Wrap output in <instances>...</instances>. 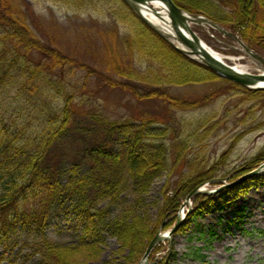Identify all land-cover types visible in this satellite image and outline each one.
Masks as SVG:
<instances>
[{
    "label": "trees",
    "instance_id": "1",
    "mask_svg": "<svg viewBox=\"0 0 264 264\" xmlns=\"http://www.w3.org/2000/svg\"><path fill=\"white\" fill-rule=\"evenodd\" d=\"M48 1L73 12L68 22L77 32L66 28L64 35L44 38L47 25L33 20L31 4L0 0V238L10 224L20 221V209L35 203L31 219L38 223V241L29 244L31 250L22 264L32 259L35 264H75L68 260L75 254L84 255V264H88L101 257L110 237L117 238L121 250L132 248L135 253L130 262L139 264L156 235L167 233L170 222L171 227L176 223L182 198L212 180V170L200 168L205 159L188 157L192 137L207 135H200L203 122L193 121L186 124L189 140L181 137L168 142L167 133L174 137L171 129L154 128L158 123L154 118L111 115L101 91L115 90L140 102L159 100L165 107L185 113L197 107L172 94V88L216 81L214 91L220 96L236 91L246 101H264V90L247 89L221 78L177 51L122 0ZM173 1L232 31L255 51L264 50V13L258 18L264 12V0H236L232 11L211 0ZM95 11L111 23L84 18ZM60 27L56 22L49 24L52 31ZM185 161H189L188 173L183 171ZM164 172L176 179L175 193L180 196H168L175 184L164 190L160 220L152 225L146 222L149 228L136 216L139 199L115 218L106 209H98L106 200L116 202L128 185L140 195L146 193ZM194 200L197 205L201 195ZM210 200L200 202L209 203L195 216L210 208ZM59 210H75L84 217L86 226L78 243L54 242L45 233L44 227ZM242 214V210L236 211L235 218ZM200 234L203 237L205 232ZM137 241L144 245L139 251L134 247ZM155 253L149 264L162 258L160 254L154 257Z\"/></svg>",
    "mask_w": 264,
    "mask_h": 264
},
{
    "label": "rangeland",
    "instance_id": "2",
    "mask_svg": "<svg viewBox=\"0 0 264 264\" xmlns=\"http://www.w3.org/2000/svg\"><path fill=\"white\" fill-rule=\"evenodd\" d=\"M26 1L32 6L33 20L47 25L46 28L42 25L46 29L44 38L51 35H64L66 28H73L77 32L75 25H69L68 18L73 16V12L66 7L48 0ZM211 1L225 11H232L236 3V0ZM103 5L101 1L98 3L100 8ZM262 13L264 12H259V19L262 18ZM84 18L96 20L99 18L101 23H111L110 20L101 19L98 11L92 12V15L86 14ZM52 22L62 27L52 31L49 29V24ZM195 31L208 46L222 54L229 65L242 66L253 74L261 72L259 65L243 51L234 38L219 35L213 32L214 30L202 26L195 27ZM47 33L49 35H46ZM73 38L74 34L71 35L70 46L73 44ZM70 53L73 54V50ZM260 53L264 56L262 47H260ZM215 82L172 88V94L188 99L194 103L193 106L197 107L185 113L169 109L159 103V100L140 102L115 90L110 91L104 88L101 91L111 115L118 114L117 117L127 116L133 119L154 118L158 122L152 125L155 126L154 128L171 129L174 137L167 133L165 138L169 139L168 142L181 137L189 140L187 139L190 138L188 132H191L186 124L193 121L203 122L200 135L203 133L207 136L202 139L192 137L193 142L189 148L191 153L188 157L193 159L198 156L197 158L203 161L205 159L206 163L201 162L200 168L212 170L214 174L211 181L197 188L214 193L197 195H201V200L197 205L194 203L196 196L188 203L189 207L184 209L186 215L184 214L182 218L181 227L174 233L171 242L158 244L152 251V253L157 252L154 257L158 254L162 257L157 264H264V172L237 185L229 186L243 179L249 170L264 163V101L263 98L257 101H246L236 91L220 96L214 91L217 84ZM93 88H96L95 84ZM210 93L211 95H208ZM258 104H262L261 107ZM254 159L256 162L253 165H246ZM188 163L189 161L183 162L184 173L190 171L186 167ZM175 180V178L170 179L167 172H164L147 192L141 195L128 185L116 202L110 203L106 200L98 206V209H106L108 216L115 218L131 207L136 199H139L140 203L135 209L136 216L141 217L140 220L147 226L146 228H149L150 225L146 222L151 221L152 225L160 220L159 204L164 197V190L172 187ZM177 188L178 185L175 184V188L168 193V196L174 194L178 199L180 193H175ZM205 198L211 199L210 208L195 216L196 211L209 203L206 201L200 205ZM181 203L180 210L185 207L186 199L182 198ZM34 205L35 203H30L23 206L20 209L22 215L20 221L10 224L6 229L7 233L0 238V264H22L24 255L31 250L29 244L32 245L34 241H38L36 238L38 223L31 219L33 211L31 209ZM61 210L55 212L50 222L46 224L45 233L54 242L78 243L86 226L84 217L77 214L75 210ZM238 210H242L243 214L236 219L235 213ZM233 221L236 223L230 224ZM177 223L178 221L171 227L173 223L170 222L168 230H172ZM202 231L205 232L203 237L200 234ZM209 231H213L214 235ZM148 232L149 230L146 231L145 237ZM142 245L143 241H137L134 246L136 251L141 250ZM8 247H11V250H8L10 249ZM103 247L104 252L101 257L88 264H132L130 255L134 256L135 251L130 247L121 250V244L117 238H107ZM171 251L174 252L173 256H170ZM195 254L204 256V259H196ZM84 258V255L78 254L68 256V260L75 264H84ZM26 264H35V261L32 259Z\"/></svg>",
    "mask_w": 264,
    "mask_h": 264
},
{
    "label": "water",
    "instance_id": "3",
    "mask_svg": "<svg viewBox=\"0 0 264 264\" xmlns=\"http://www.w3.org/2000/svg\"><path fill=\"white\" fill-rule=\"evenodd\" d=\"M126 3L132 11L141 19L143 23H145L152 31L162 37L165 41L171 44L177 51L182 52L194 58V55H199L201 59L199 61L207 66L211 71L217 74L219 77L228 79L234 83H237L245 88L253 89V90H264V68L262 73L260 74H253L249 72H244L238 70L236 67L228 65L220 58L211 54L202 44L200 39L198 38L196 32L193 30V25H200L208 24L211 27L218 29L224 35L229 37H233L237 40L241 46L243 47V51L253 58L259 65L260 63L264 65V57L259 55L258 53L254 52L249 47L245 46V44L239 40L238 37L232 35L231 33L225 31L221 26L218 24L210 21L209 19L199 16V15H191L187 13L185 10L178 7L173 0H161L162 4L165 6L167 10V16L169 18V25L174 31L173 35H168L165 33L164 30L157 27L153 24L150 19H148L143 13V4H148L152 0H122ZM155 14L158 15L157 11L151 9ZM173 39V40H172ZM264 172V163L259 165L255 170L249 172L246 176L241 178L237 182H233L231 185H237L247 179H250L260 175ZM227 187V186H226ZM224 187V188H226ZM214 192H207V190H198L195 189L187 198L186 204H188L195 196L199 194H211ZM182 224V215L180 214L178 217V223L176 226L170 231L168 236L161 237L159 234L153 239L150 243L143 260L140 264H149V256L151 255L152 251L155 247L160 244L164 240L171 239L174 233L181 227Z\"/></svg>",
    "mask_w": 264,
    "mask_h": 264
},
{
    "label": "bare ground",
    "instance_id": "4",
    "mask_svg": "<svg viewBox=\"0 0 264 264\" xmlns=\"http://www.w3.org/2000/svg\"><path fill=\"white\" fill-rule=\"evenodd\" d=\"M143 13L144 15L150 19V21L155 24L157 27H159L160 29L164 30L166 34L168 35H173L174 31L172 30V28L169 25V18L167 16V10L165 8V6L162 4L161 0H152L150 1L148 4H143ZM151 9H154L155 11H157L158 15L155 14ZM213 32H216V30H214ZM197 34V33H196ZM218 34V33H217ZM198 38L201 41V44L214 56L220 58L221 60H223L225 63H227L225 61V57L218 53L217 51H215L213 48H211L210 46H208L205 41L199 36V34H197ZM173 40V39H172ZM245 46H247V44L244 42ZM249 47V46H247ZM250 48V47H249ZM196 60V62H199V59H201V57L199 55H194L193 56ZM228 64V63H227ZM229 65V64H228ZM236 67L238 70L240 71H244L246 72V68L242 67V66H234ZM264 85V83H263ZM203 190V189H202ZM184 209V208H183ZM161 244V243H160Z\"/></svg>",
    "mask_w": 264,
    "mask_h": 264
}]
</instances>
